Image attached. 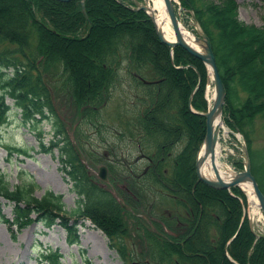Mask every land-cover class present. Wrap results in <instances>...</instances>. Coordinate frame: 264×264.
Listing matches in <instances>:
<instances>
[{
	"label": "trees",
	"instance_id": "16d2710c",
	"mask_svg": "<svg viewBox=\"0 0 264 264\" xmlns=\"http://www.w3.org/2000/svg\"><path fill=\"white\" fill-rule=\"evenodd\" d=\"M198 3L197 0H182L184 8L187 11H193L195 20L200 21L201 26L206 20L197 17L199 11L195 6L200 5V11H207L208 14L205 18L208 19L212 16L209 14L212 10L215 13L214 9L225 4L221 2L218 5L212 4L215 7H211L214 8L211 9L207 5L204 7V3L201 5L202 0ZM108 6L112 8V11L106 12L105 8ZM85 11L87 18L81 12L79 0L68 3L54 0H0V127L6 123L7 115L11 111L5 102L7 97L11 98L13 106L21 111L25 123H38L36 117L39 120L49 121L54 138H59L55 142L52 141L51 147H58L59 142L64 144L63 147H59L60 158H67V167L70 168L69 179L73 182V190L78 195L76 208L69 214L66 213L69 215L68 217L63 215V205L59 197L48 192L37 200L34 197L35 184L11 188L5 177L0 174V197L13 204V225L18 228L25 226L30 215H35L37 220L48 227L60 219V226L66 231L69 240L76 242V228L73 227L77 220L75 218L90 219L103 232L107 233L106 236L111 241L110 244L113 243V248L119 253L125 264L136 260L133 255L134 251L129 246V238L125 236L126 232L120 225L123 214H128L127 210L119 204V200L125 202L124 190L120 185L119 192L112 193L91 182L88 178L89 170L75 154L71 141L54 109L53 91L46 86V77L42 78L39 70L40 63L36 64V61L42 58L40 60L42 68L49 67L47 73H53L54 76L59 77L60 82L66 83L68 88H71V94L74 97L79 98L77 95L81 94L80 90L75 88H88L87 94H85L86 98L83 100L84 104L76 103V106L80 105L82 108V115L77 116L79 121L74 130L78 148L79 144L84 143L87 138L79 129V125L115 127V120H112V123L107 121L109 126L108 124L106 126L102 111L110 100L111 92L115 90L112 87H115L119 82L122 84L125 80L129 81L130 87L128 86V88H134L132 89L134 102L131 105L132 110H130L132 111L131 119L124 122V125L128 127L131 124V128H135L141 138L135 141L136 137L134 138L133 132L126 129L121 123L117 128L120 127L123 130L121 136H128L131 143L135 144L134 147H137V151L143 153L146 158L144 165L135 170L136 176L128 177L133 182L129 189L132 191L131 186H133L136 191L138 189L144 190V193L150 191L152 196L160 195L165 203H171L172 199L174 206L181 208L168 213V218L172 222L174 221L173 224L177 229H189L193 223L187 221L189 220L187 218L191 217L193 211L198 209L201 214L194 220L195 224H193L191 234L203 243L202 254L209 255L213 264H234L227 259L225 253L228 252L231 258H239L238 252L232 251L231 246L234 242H239L242 235L239 234L233 239L232 245L228 246V251L224 250L225 237L217 225L218 220L224 217L220 212L219 199L223 195L226 196L225 192L205 186L198 181L195 174L194 156L205 134V119L189 110L188 98L197 84L198 76L192 68H184V66L192 62L194 65L196 63V67H199L197 69L202 80L201 86L191 101V108L199 113L205 112L207 108V102L202 94V83L207 76L205 67L180 47L174 48L171 56L170 48L158 40L152 23L143 12L129 10L118 5L114 0H85ZM103 18H113L115 25L122 26L117 28L108 26L107 38L100 42V46H97L95 42H99L101 37L94 33L96 34L99 28L104 27ZM229 20L232 28L226 32L227 35L239 33L242 35L239 43L249 48V55H237L233 51L235 43L234 46L230 45L229 54L232 56L230 62L226 59H224L226 63L221 60L220 46L214 37L217 33L211 29L213 25L208 24L207 21V26H202V28L211 42L219 75L225 89L222 118L231 130L242 134L247 147L250 148L249 124L252 126L256 117L264 118V91L261 93L256 91L250 79L245 77L246 73L243 68L246 67L245 57L249 56L247 60L250 59L249 62L253 66L264 71L262 63L264 28L250 29L235 19L233 21L232 16L229 17ZM231 20L233 24H231ZM40 31L68 43L89 44L91 50L84 51L81 57L85 63L84 68L81 69L79 66L70 64L64 58L51 60L48 56L51 47L45 44L46 42L41 43ZM93 41L94 43H92ZM8 45L15 46V49H7ZM28 50L31 52H27ZM105 61L107 65L103 63ZM86 68L93 71L86 76L92 80L88 79L80 84L76 77L69 75L70 71L77 75ZM51 69L53 71H50ZM8 70H11L10 76L7 73ZM47 73L46 76H49ZM95 84L98 86L95 87ZM240 93L244 95V98L240 97ZM53 94L55 93L53 92ZM124 107L128 106L124 105ZM122 111L124 117L127 116V109L124 108ZM190 120L193 122L192 126H189ZM195 123L199 127L198 130L195 129ZM11 151L16 152L17 155L27 156L24 149H12ZM249 158L251 162V153H249ZM97 159L94 157L93 161L96 162ZM87 162L89 161L87 160ZM183 166L189 171V180L196 183L197 194L193 189L190 191L189 182H186L182 177ZM235 166L239 170L242 169L241 162H237ZM106 167L109 180L111 178L121 179V175L118 174L123 172L122 164L107 161ZM252 174L255 175L253 171ZM239 190L234 188L232 191L235 194L240 193L244 197L242 202L235 199L239 211L236 214L241 218L243 214L241 206L246 202V195ZM262 191L264 192L263 189ZM127 193L131 192L127 190ZM192 196L195 200L191 199ZM127 197L130 198L128 195ZM228 197L231 198L230 195ZM126 205L128 208L131 206L128 203ZM148 212L154 217L155 210ZM183 221H187V224ZM70 222L73 224L70 225ZM150 223L151 227L149 224L148 228H145V225H140L139 228L144 230L147 241L154 247V254L150 259L152 264H168V262L186 264L180 251V245H177L176 248L169 246L170 244L155 235L158 232L153 228V223L151 221ZM245 227L251 237V242L254 241L255 244L251 247L250 243L244 242L245 247L241 252L239 263L257 264L256 258H259V251L264 253V236L253 232L248 222L245 223ZM214 230L218 232V236L216 231L215 235L212 232L210 234V231ZM194 248L196 251L199 250L196 246ZM246 257L248 258L246 259ZM59 258L57 251L43 257L47 260V264H61ZM189 259L192 260L190 264H211L209 260L199 263L195 258Z\"/></svg>",
	"mask_w": 264,
	"mask_h": 264
},
{
	"label": "rangeland",
	"instance_id": "374dc122",
	"mask_svg": "<svg viewBox=\"0 0 264 264\" xmlns=\"http://www.w3.org/2000/svg\"><path fill=\"white\" fill-rule=\"evenodd\" d=\"M198 1L200 3L201 0H197V2ZM119 2L120 3H116L128 8L129 10L135 11L138 4L146 5L151 1L119 0ZM171 2L181 29L188 36L193 38L198 36L197 30L195 28L196 23H198L199 28L203 33H205V31H203L202 26H207V21L208 24L213 25L211 29L217 33L214 35V37L218 40L220 46L219 51L222 53L221 60L223 61H225L224 59H226V61L228 60L229 62L231 61L232 56L229 54V51L231 50L230 45L234 46V43L236 45L233 49L235 54L242 55L249 53L248 46H242V44L239 43V40L242 39V35L239 33H235L231 36L227 35L226 32L232 28V26L229 24V17L232 16L233 21L235 19L238 23L250 29L264 28V0H202L201 5L204 3V7L207 5L208 8L215 7L212 6V4L218 5L219 2L225 3L227 5H219V7L216 9L211 8L216 10V12L213 13L212 10V12L209 13L212 14V16L208 19L205 18L208 12H205L204 10L200 11V5L195 6L199 11L197 17H202L203 20H206L202 26L199 23L200 21L196 20V23L194 22L195 18L193 11H187L182 5V0H171ZM105 10L106 12H109L112 11V8L108 6L105 8ZM36 17L38 16L36 15ZM16 19L17 18H15V20ZM233 21L231 20V24H233ZM102 23L104 24V27L99 28L96 34L94 33V35L101 37L99 42H95L97 43V46H100V42L107 38L109 33V30L107 29L108 26H112V28L122 26L120 24L119 26L115 25L113 18H103ZM39 35L41 43L43 44L46 42L45 44L51 47V50L48 53V56L51 60L56 58H64L68 63L79 66L81 69L84 68L83 66L85 63L81 57L84 51L88 52V50H91L89 48V44L86 45V43L81 42L68 43L64 40H58L56 37H50L46 32L42 31L39 32ZM92 43H94V41ZM195 45L198 49H200L197 44ZM6 47L10 50L15 49V46L12 45H8ZM27 52L30 53L31 51L28 50ZM228 54L229 58L227 59ZM189 56L200 62L191 55ZM247 58H249V56L245 57L246 67L243 68L244 72L246 73L245 77L250 79V81L255 86L256 91L261 93L264 91V71H260V68L253 66L249 62L250 59L247 60ZM40 60H42V58L37 60L36 64L39 65L38 63H40L39 70L42 74V78L45 79L46 77V86L51 88L55 93L53 94L52 92V102L54 109L59 120L64 126L66 134L77 145L74 130L76 128V124L79 121L77 116L79 114L82 115V108L80 105L76 106V103L79 102L80 104H84L83 100L86 98L85 94H87L86 92L88 91V88H75L79 89L81 94H79V96L77 95L79 98L74 97L71 94V88H68L66 83L60 82L59 77H56V75L54 76L53 73H47V70L50 69L49 67L42 68V63ZM103 63L107 65L106 61ZM262 63L264 64V58ZM195 65L190 62L188 65L184 66V68L194 67V71L198 76L197 84H195V88L192 90L189 96L191 101L194 95L200 89V83L202 81L200 73L198 72L199 67H196ZM50 71L53 70L51 69ZM10 72L11 70L7 71L9 76L11 75ZM45 72L49 74V76H46ZM91 72L93 71L86 68L84 71L77 73V75L70 71L69 75L71 77H76L77 82L82 84L88 79L92 80L90 77H86L87 74ZM206 73L207 76H205L202 83V94L204 99H207L208 96L210 98L214 89L211 77L207 71ZM78 83H75V85H78ZM97 86L98 85L95 84V87ZM128 86L129 81L125 80L122 82V84L119 82L115 87H112L115 90L111 92L110 100L102 111V114H104L103 121L106 126L107 124L109 126V123H112V120H115V127L111 126L108 128L103 126H89L86 124L79 125V129L83 132V135L87 137L84 143L79 144V151L81 152L82 157L85 159V164L90 172H88V178L91 180V182L97 184L100 187L108 189V191L112 193H118L121 189L120 185L123 188L125 202L131 206H129L130 208L127 210L128 214H123V220L121 221L120 225H122L124 232H126L125 236L130 239H128L130 244L129 246L134 251L133 255H135V259L138 262L142 263L144 260H146L149 264L153 263L150 259L153 257L154 247L151 242V244H149L147 241L145 233L143 232L144 230L142 231V229L139 228L141 227L140 225H145V228H148L147 225L149 224L151 227V221L154 225L153 228H155L158 232L156 234L153 232V234L158 235L159 238L170 244L169 246L173 248H176L177 245H180V251L186 260V264H190V262H192V260L189 258H195L199 263L209 260L211 261V264H213V260L209 255L205 256V254H202L204 246L203 243L195 239L191 234V229L193 228V224H195L194 220L200 217L201 214L200 211L196 209V207V211H193V215L191 214V217L189 218L186 217L189 219L187 221H191L193 223L191 227L189 229H177V227H175L173 224L174 221L172 222L171 219L168 218V215L171 211L174 212L181 208L174 206L172 199L171 203H165L160 195L152 196L150 191H147L146 193H144V190L142 189H138V191H136L133 186H131L132 191L129 189V186L131 184L133 185V182L129 180L128 177L136 176L135 170L140 169L144 165L146 158L144 157L145 155L143 153L137 151V147H134L135 144L131 143V139L128 136H121V132H123V130L120 127L117 128V126H120L121 123L126 129H129V131L133 132L134 138L136 137L134 139L135 141L141 138L139 133L137 134V130H135V128H131V124L128 127L124 125V122H127V120L129 121L131 119L132 111L130 110H132L131 105H133L134 102L132 92V89L134 88H128ZM241 96L244 98L242 93H240V97ZM5 102L11 108V111L7 115L6 123L0 127V173L4 174L6 181L11 188L25 184H35L36 188L34 197L37 200L41 199L48 192L59 197L61 200L60 202L63 205V215L69 217V212L76 208L78 195L73 190V182L69 179L70 168L67 167V158H60L59 147H63L64 144L59 142L58 147H51V144H53L52 141L55 142L59 138H54L52 126L49 121L39 120V118L36 117L35 119L38 121V123H25L21 111L13 106V100L7 97ZM124 105L128 107H124ZM124 108L127 109V116L125 117L124 112L122 111ZM221 115H223V112ZM222 121V126L227 132L220 129V139L218 142V153L220 155L219 170L227 171L230 174L243 171L245 162L243 154L245 146L248 156L249 153H251V174L253 171L255 175L252 174V176L256 182H260V186L258 182L257 184L264 195V192L262 191V189L264 190V118L256 117L254 122H252V126L249 124L250 148L247 147V143L245 139H243V136L240 132L231 130L223 118ZM188 123L189 126L193 125L191 120ZM194 126L196 130L199 129L196 123ZM235 135H237L239 139H237ZM204 137L199 144L196 155L194 156V165ZM12 149L26 150L27 157L23 155H17L15 152L11 151ZM94 157L98 158L96 162L93 161ZM87 160L89 162H87ZM107 161L122 164L123 172L118 174L121 175L120 180H117L116 178H111V180H109V173L107 174L106 182L102 181L98 177V168L103 165L106 166ZM237 162L242 163L241 170L235 166ZM132 169L133 171H131ZM188 172L189 171L187 168L183 166L181 175L186 182H189L190 191L193 189V191L197 194L198 190H196L197 188L195 187L196 183H192L189 180ZM126 179H128L127 182ZM233 189H231L229 192L223 191L225 192L226 196L223 195V198L221 197V199H219V207L221 208L220 212L224 217L218 220L217 225L220 229V232L223 233V236L225 237L224 250L227 249L228 251V246L232 245L233 239L239 234L242 235V237L239 239V242H234V244L231 246L232 251L238 252L239 258H235V261L234 258L230 257L228 252L225 253L227 259L231 263L241 264L239 261L241 260L240 258L242 256L241 252L243 247H245L244 242H248L247 244L250 243L251 247H253L255 244L254 241H252L253 243L251 242V237L248 234L245 223L248 222V225L253 232L264 236V216L258 207L257 211H255V215L252 216L250 209L254 205L246 199L245 204L242 203L241 206L243 214L240 218V216L236 214L239 211L236 207L237 200L235 199L241 201L244 200V197L240 193L235 194L234 191H232ZM235 189L239 190L238 187H235ZM127 190L131 193H127ZM239 192L245 194V192L241 190H239ZM127 195L130 196L131 199H128ZM228 195H230L231 198L228 197ZM191 199L195 200L194 196H192ZM191 201L189 202L191 203ZM125 202L121 200V203L127 206ZM12 208V203L0 197V264H46L41 260V257L39 258V255L42 256L45 252H48V250L58 251L60 256L59 262L61 264H85L87 262L90 264H125L119 253L113 248V243L110 244L111 241L106 236L107 233L103 232L95 224V222L91 221L90 219L83 218L80 220V218H75L77 220L73 227L75 226L76 228L77 238L75 240L76 242H71L66 231L60 226V219H57L55 224L48 227L41 224L35 215H30L28 218V223L25 226H20L19 228L14 226ZM149 210L153 212L155 210L153 214L154 217L148 212ZM5 221L9 222L6 223ZM187 221L183 222L187 224ZM70 223V225L73 224L72 222ZM215 231L216 230L210 231V234L212 232V234L215 235L217 232ZM195 246L198 247V251L195 250ZM247 258L248 257H246V259ZM256 260L257 264H264V253H262V251H259V258H256ZM130 263L131 262L129 261L128 264ZM168 264L171 263L168 262Z\"/></svg>",
	"mask_w": 264,
	"mask_h": 264
},
{
	"label": "water",
	"instance_id": "95a60500",
	"mask_svg": "<svg viewBox=\"0 0 264 264\" xmlns=\"http://www.w3.org/2000/svg\"><path fill=\"white\" fill-rule=\"evenodd\" d=\"M58 2H63L67 3L71 0H55ZM116 2L120 3L119 0H115ZM164 6L166 8L169 20L172 25V29L175 35V41L174 43H169L165 38L163 37L161 31L157 28V25L154 21L153 17V11L152 9L147 6V4H138L137 8L135 11H142L151 21L155 34L158 38V40L163 43L164 45L168 46L170 48V54L172 55L173 49L176 47L182 48L184 51H186L189 55L192 57L196 58L202 64L205 66L206 71H210L209 74L212 77V82H213V100L212 104L207 105V110L202 113H197L194 112L191 109V98L188 100V106L190 111L198 116H202L205 119V137L203 140V143L200 147V150L198 154L200 153L201 150H205L206 155L210 159L211 163V168L213 172V177H208L205 175L202 171V163L200 159H198V154L197 158L195 160V174L199 182L203 183L205 186L213 189V190H220V191H230L231 189L238 187L241 188L242 185H250L252 188V192L258 202V207L261 210L263 216H264V195L261 192V190L258 187V184L254 177L251 174V164L249 160L248 153L246 151V148L244 146V169L241 172H234L232 174L229 173L230 180L228 182L222 181L219 177V172L215 163V148L217 145V136H218V122L219 118L222 114L223 111V106L225 103V89L223 86V83L221 81L220 75H219V70L215 62V57L212 51L211 47V42L209 38L206 36L205 33H203L200 28L198 23H196V20L194 19V22L196 23L195 28L197 30L198 36L194 38L193 43L197 44L200 49H196L191 45H188L182 34H181V26L180 23L174 13L173 10V5L171 0H163ZM80 7H81V12L83 15L87 18L86 12H85V0H80ZM151 13V14H150ZM193 70H195L194 67H192ZM75 152L77 153L79 159L83 161V157L81 156L80 152L74 145ZM98 177H100L102 180H106V168L105 167H100L98 170ZM226 182V183H225ZM131 264H141L138 262H133Z\"/></svg>",
	"mask_w": 264,
	"mask_h": 264
},
{
	"label": "bare ground",
	"instance_id": "6f19581e",
	"mask_svg": "<svg viewBox=\"0 0 264 264\" xmlns=\"http://www.w3.org/2000/svg\"><path fill=\"white\" fill-rule=\"evenodd\" d=\"M150 1L151 2L149 4H147V6H149L152 9V11H153V14H154L153 17H154V21H155V23L157 25V28L161 31L163 37L165 38V40H167V42L174 43L175 35H174V32H173L172 25H171V22L169 20L166 8L164 6L163 0H150ZM181 31H182V29H181ZM181 34H182L185 42L188 45H191V46H193L194 48L197 49L196 45L193 43V40H194L193 37L188 36L183 31L181 32ZM209 72H208V74H209ZM210 77H211V75H210ZM211 80H212V77H211ZM212 100H213V94L211 95L210 98H209V96L207 97V101H208L209 104H212ZM218 147L219 146L216 145L215 152H214L215 163H216V166H217V169H218V172H219L220 179L222 181L228 182L230 180V176L231 175H229V173L227 171L219 170L220 155L218 153ZM198 159H200V161L202 163V171H203V173L205 175H207L208 177H213V172H212V168H211L210 159L206 155V152H205L204 149L201 150L200 153L198 154ZM240 189H241V191L245 192L246 199L250 203H252L254 205L250 209L251 215L254 216L255 215V211H257L258 202H257V200H256V198H255V196H254V194L252 192V188L250 187V185H246L245 184V185H242ZM248 201H247V203H248ZM258 209H259V207H258Z\"/></svg>",
	"mask_w": 264,
	"mask_h": 264
},
{
	"label": "built area",
	"instance_id": "2783aa9c",
	"mask_svg": "<svg viewBox=\"0 0 264 264\" xmlns=\"http://www.w3.org/2000/svg\"><path fill=\"white\" fill-rule=\"evenodd\" d=\"M220 127H221V130H223V131L225 130L224 127L222 126V124L220 125ZM225 132H227V131L225 130ZM235 136L237 139H239V137L237 135H235Z\"/></svg>",
	"mask_w": 264,
	"mask_h": 264
},
{
	"label": "flooded vegetation",
	"instance_id": "af4514ba",
	"mask_svg": "<svg viewBox=\"0 0 264 264\" xmlns=\"http://www.w3.org/2000/svg\"><path fill=\"white\" fill-rule=\"evenodd\" d=\"M142 264H149L148 261L144 260V262H142Z\"/></svg>",
	"mask_w": 264,
	"mask_h": 264
}]
</instances>
